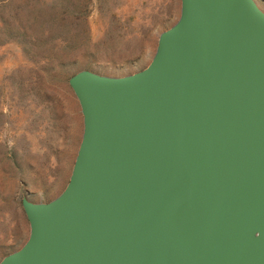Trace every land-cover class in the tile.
Wrapping results in <instances>:
<instances>
[{"label": "water", "instance_id": "water-1", "mask_svg": "<svg viewBox=\"0 0 264 264\" xmlns=\"http://www.w3.org/2000/svg\"><path fill=\"white\" fill-rule=\"evenodd\" d=\"M69 182L0 264H264V9L181 0L143 70H81Z\"/></svg>", "mask_w": 264, "mask_h": 264}, {"label": "rangeland", "instance_id": "rangeland-1", "mask_svg": "<svg viewBox=\"0 0 264 264\" xmlns=\"http://www.w3.org/2000/svg\"><path fill=\"white\" fill-rule=\"evenodd\" d=\"M180 10L181 0H0V261L29 237L22 199L49 202L69 182L83 134L69 79L145 69Z\"/></svg>", "mask_w": 264, "mask_h": 264}, {"label": "trees", "instance_id": "trees-1", "mask_svg": "<svg viewBox=\"0 0 264 264\" xmlns=\"http://www.w3.org/2000/svg\"><path fill=\"white\" fill-rule=\"evenodd\" d=\"M54 8V7H53ZM56 10V9H55ZM54 10V11H55ZM54 22L51 24V25H53V24H56V25H60L59 24V22H58V20L57 19H54L53 20ZM62 27V26H61ZM61 27H59V28H61ZM64 27V26H63ZM22 35H24V32H22ZM61 38L58 36V37H56L55 35H50L49 37H48V35H47V42L49 43V45L50 44H54V45H57V43H58V41L60 40ZM36 41V40H35ZM31 45H32V43H31ZM49 60H52L50 57L49 58H46V61H48L49 62Z\"/></svg>", "mask_w": 264, "mask_h": 264}]
</instances>
